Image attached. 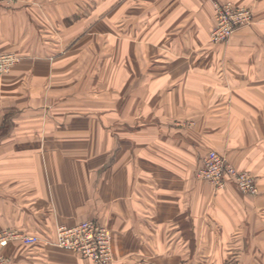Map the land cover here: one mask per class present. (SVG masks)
Wrapping results in <instances>:
<instances>
[{
	"label": "crops",
	"instance_id": "crops-1",
	"mask_svg": "<svg viewBox=\"0 0 264 264\" xmlns=\"http://www.w3.org/2000/svg\"><path fill=\"white\" fill-rule=\"evenodd\" d=\"M212 2L0 4V52L21 56L0 76V228L54 237L60 224L94 219L111 230L115 264H264V25L202 42ZM93 17L130 22L121 61L131 69L103 74L115 103L105 91L82 112L75 88L90 63L76 54L92 48ZM210 149L250 171L258 193L199 178ZM19 243L6 248L9 264H27ZM34 256L95 264L54 245Z\"/></svg>",
	"mask_w": 264,
	"mask_h": 264
},
{
	"label": "rangeland",
	"instance_id": "rangeland-1",
	"mask_svg": "<svg viewBox=\"0 0 264 264\" xmlns=\"http://www.w3.org/2000/svg\"><path fill=\"white\" fill-rule=\"evenodd\" d=\"M13 1H15V0H10V1H6V2L3 1L0 4L10 3ZM212 3H213L212 7H213V13H214V18H213L214 21H213V24H212V27H211L209 34H207L203 38L202 42H206V43L208 42V44L209 43L225 44V43L230 42L235 35L242 32L243 30L251 29V28L257 29L260 25H264V6H263L264 0H252L251 2H249V1L240 2V1H234V0H213ZM226 5L232 6L233 8H236L237 10L249 11L252 17H251L250 22L248 24H245L243 26H239L226 39L220 40V39H217L214 37V29H215V26L217 24V17H218L216 8L218 6H226ZM95 6H96V4L92 3L91 7L95 8ZM84 7H85L84 3H76V8H77L76 10L77 11L79 9L83 10ZM70 21H73V20H70ZM76 21L78 22V20H76ZM86 22L92 23L91 29H89L90 34L88 35V37L90 36L89 41H91V42H89V43L91 44L92 48L88 52H86L85 50L84 51L78 50V53L76 54V56L77 55L78 56L76 59L82 58L83 62L85 61L86 64H88V63H90V64H88V66H86V68H83V72L80 74L81 76H79V79H81V80H80V82L76 83V88H75L76 96L74 95L75 99H76V103H75L76 107L79 108L78 110H80L82 112L84 111V108L90 107L89 103H91V104L95 103L97 105L100 103L99 102L100 100L105 101L106 96L103 95V92H105V91H109L108 92V98H109L108 102L109 103L110 102L115 103V100L112 99V98H115V95H110V91H115L116 81L105 83L103 81V80H105L103 78V76H104L103 74L107 75L108 81H109V79H110V77H112V75L115 76V74L117 73V70H118V72L127 75V74H130V69H131V66H130V64H128L127 60H126L127 64H125V65H123V62L121 61L122 59L125 60L126 58H129L130 54H131L130 50L128 52L124 53V51H122L123 49H121L122 48V45H121L122 40H124L126 42H130L132 39V36L129 33L131 30L130 22L128 25H126V24H123L121 19L117 20L116 18H109V19L99 20V19H96L95 17H93L91 20L86 19ZM122 29H124V31L121 33ZM82 37H83V35H82ZM87 40H88V38H87ZM118 42H120V43H118ZM12 53H15L16 55L20 56L16 52H12ZM20 60H21V58H20ZM18 62H16L10 68L9 71H7L3 74H0V76H3L4 74L9 73L12 70V68ZM105 63L107 65H105ZM126 85H130V84H126ZM120 87H121V84H120ZM122 90H124V88H122L120 91H122ZM129 90H131V88H129ZM70 102H71V100H66V101L61 100L59 102V104H60V107L63 108V106L67 105ZM67 106H65V107H67ZM211 150H215V151L221 153L220 151H218L216 149H210L204 155V157ZM221 154H223L228 159V161L235 167L236 170L242 171V172H247L254 178L257 189H258L256 193H258L259 188H258V184H257L255 176L248 170L238 168L227 157L226 154H224V153H221ZM203 165H204V163L202 162V164L197 168V170H196L197 176H198V170ZM199 178H201V177H199ZM201 179H203V178H201ZM203 180L207 181L206 179H203ZM207 182L209 183V181H207ZM228 183L235 184L233 181H229ZM228 183H227V185H228ZM226 186H224L222 188H225ZM222 188H217V190L222 189ZM239 191H241L242 193L249 194V195L256 194V193L253 194V193L245 192V191L243 192L240 189H239ZM3 230H15L17 232H22L23 234H26V235H33V236L38 237V239L35 242H24L23 240H12V241H10L1 250L2 255H4V257L6 259L4 262L5 264H9L11 262V257L6 252L7 246H9L10 244H16L18 246V245H20L19 241L23 242V247H26V250L28 252L27 264H34L35 263V261H33L35 259L34 253L37 249H39L40 244L54 245V246L60 247V246H58L52 242V238H53L52 236H45L43 234H39V230L37 233H35V231L29 232V230L25 231L24 229H20V228H16V227L0 228V231H3ZM60 248H62V247H60ZM207 264H211V262H208Z\"/></svg>",
	"mask_w": 264,
	"mask_h": 264
},
{
	"label": "built area",
	"instance_id": "built-area-1",
	"mask_svg": "<svg viewBox=\"0 0 264 264\" xmlns=\"http://www.w3.org/2000/svg\"><path fill=\"white\" fill-rule=\"evenodd\" d=\"M3 1L10 0H0V3ZM216 10L218 17L214 37L220 40L226 39L239 26L248 24L252 17L249 11L237 10L229 5L218 6ZM20 58L12 52H0V74L9 71ZM203 163L198 170V176L209 181L214 188H222L229 181H233L243 192H257L254 178L247 172L236 170L223 154L211 150L203 158ZM37 239V236L15 230L0 231V264H5L6 260L1 250L10 241L35 242ZM52 242L90 258L95 264H115L111 230L97 220L87 219L73 225L60 224Z\"/></svg>",
	"mask_w": 264,
	"mask_h": 264
}]
</instances>
